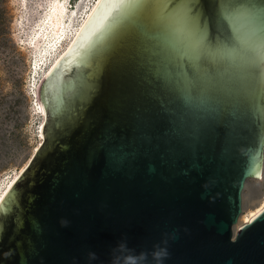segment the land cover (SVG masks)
I'll return each instance as SVG.
<instances>
[{
	"label": "water",
	"instance_id": "obj_1",
	"mask_svg": "<svg viewBox=\"0 0 264 264\" xmlns=\"http://www.w3.org/2000/svg\"><path fill=\"white\" fill-rule=\"evenodd\" d=\"M38 97L0 264H264V0H102Z\"/></svg>",
	"mask_w": 264,
	"mask_h": 264
},
{
	"label": "rangeland",
	"instance_id": "obj_2",
	"mask_svg": "<svg viewBox=\"0 0 264 264\" xmlns=\"http://www.w3.org/2000/svg\"><path fill=\"white\" fill-rule=\"evenodd\" d=\"M54 1L0 0V180L6 175H19L43 142L41 127L44 113L39 97V114L34 113L32 105L36 100L31 96L34 76L32 55L22 44L31 32L29 24L34 21L38 11L36 4ZM69 1L70 7L75 6L76 11L77 0ZM86 3L87 6L91 4L88 1ZM42 73L43 70L37 71L35 78L37 88L34 91L37 96ZM261 172L262 179H249L246 182L242 193V214L233 226L234 236L242 224V217L254 212L259 206L264 193V160Z\"/></svg>",
	"mask_w": 264,
	"mask_h": 264
},
{
	"label": "bare ground",
	"instance_id": "obj_3",
	"mask_svg": "<svg viewBox=\"0 0 264 264\" xmlns=\"http://www.w3.org/2000/svg\"><path fill=\"white\" fill-rule=\"evenodd\" d=\"M87 1L91 2V4L88 3V6L86 3ZM68 2L70 1L55 0L52 3L49 2L47 4L40 5L36 4V8L38 11L34 16V21L29 24V30L31 32L27 35L22 44L25 49L30 50L32 55L31 66L34 76L31 85V96L33 99H36L32 104L34 109L33 111H35L34 113L36 115L39 114V107L37 102L38 96L34 91L37 88H35V78H37V71L43 70L42 76L40 77L42 79V81L40 82L42 83L44 79L52 72L57 63L67 54V52L73 46L102 0H77L76 11L74 10L75 6L70 7V3ZM26 22L27 21H25V24ZM41 117H43V115ZM262 144H264V140ZM263 160L264 156L262 150L260 149L257 167L252 175H248V180L262 179L261 171ZM17 176L18 175H6L5 177L1 178L0 199L10 187L12 182L17 178ZM263 213L264 193L262 194L259 206L256 208V210L242 217L241 226L247 224L250 220L259 217Z\"/></svg>",
	"mask_w": 264,
	"mask_h": 264
},
{
	"label": "trees",
	"instance_id": "obj_4",
	"mask_svg": "<svg viewBox=\"0 0 264 264\" xmlns=\"http://www.w3.org/2000/svg\"><path fill=\"white\" fill-rule=\"evenodd\" d=\"M56 137L58 138V139H62V135H56ZM50 141V143L52 142V140H49ZM47 146V145H46ZM11 231H12V229H11V224L10 223H8V232L9 233H11ZM7 239H5L3 242H2V244H5V241H6Z\"/></svg>",
	"mask_w": 264,
	"mask_h": 264
}]
</instances>
